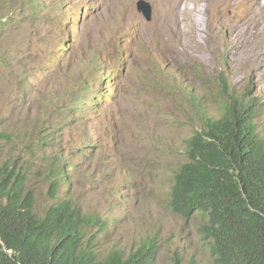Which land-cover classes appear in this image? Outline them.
Listing matches in <instances>:
<instances>
[{
    "label": "rangeland",
    "instance_id": "obj_1",
    "mask_svg": "<svg viewBox=\"0 0 264 264\" xmlns=\"http://www.w3.org/2000/svg\"><path fill=\"white\" fill-rule=\"evenodd\" d=\"M35 1L34 15L22 1L0 7V56L8 57L0 60V165L25 171L40 217L71 199L108 220L104 254L129 256L155 240L150 264H210L201 218L184 219L168 204L186 141L202 117L219 115L223 79L262 103L264 140V11L245 14L246 4L262 0H208L210 17L205 4L181 0L192 28L185 20L173 37L154 0H144L151 22L138 12L140 0ZM51 168L66 176L56 201Z\"/></svg>",
    "mask_w": 264,
    "mask_h": 264
},
{
    "label": "trees",
    "instance_id": "obj_2",
    "mask_svg": "<svg viewBox=\"0 0 264 264\" xmlns=\"http://www.w3.org/2000/svg\"><path fill=\"white\" fill-rule=\"evenodd\" d=\"M21 1L37 11L35 0H0V7L13 9ZM0 60L6 63V56ZM224 97L221 117H202L201 128L187 140L188 162L176 172L168 206L185 219L201 218L200 234L209 245L210 264H264L260 104L253 100L240 104L228 91ZM49 180L54 201L61 174L51 168ZM26 181L25 171L13 161L0 165V264L150 263L153 243L143 247V255L128 258L115 249L103 257L97 249L104 230L101 220L84 214L72 200L52 205L41 218ZM89 229L97 231L88 240Z\"/></svg>",
    "mask_w": 264,
    "mask_h": 264
},
{
    "label": "bare ground",
    "instance_id": "obj_3",
    "mask_svg": "<svg viewBox=\"0 0 264 264\" xmlns=\"http://www.w3.org/2000/svg\"><path fill=\"white\" fill-rule=\"evenodd\" d=\"M155 1V3L157 4V11L160 13V15H161V18L163 19L162 20V25H163V28H164V30H165V32H167L169 35H171L172 37L174 36V34H176V33H179L180 32V30H179V27H181L182 28V30L183 29H185V28H187V26L189 27V28H192V22H191V19H190V14L188 13V9H187V6H185L184 4V6L182 5H180V3H182L181 2V0H162V1H159V0H154ZM199 5H200V3H202V4H205L204 5V11H205V13L210 17V15H209V13H208V0H195ZM252 1V0H251ZM250 1V2H251ZM255 1V0H254ZM263 1V0H262ZM262 1H259L258 3L256 2V4H251L249 1V5H245V9H246V11H245V14L246 15H250L251 13H252V10H253V7H256L257 9H259V10H263L264 11V3L262 2ZM133 2V0H126L125 1V5H129V4H131ZM185 2V1H184ZM187 3V2H186ZM187 5V4H186ZM111 6H113V5H111ZM118 10V9H117ZM255 11H256V9H255ZM167 13L169 14L168 16H167ZM182 14H187V16H186V18H182ZM168 17H175L177 20H172L171 21V19H169ZM129 20V19H128ZM133 20V18H131L130 19V24L133 22L132 21ZM185 20L187 21V26L185 25ZM135 21V20H134ZM161 21V20H160ZM210 22V21H209ZM216 23H218V25H222L223 23H224V19H221V20H219V21H217ZM216 23H211V25L212 26H214V24H216ZM157 24H159V23H157ZM181 30V31H182ZM200 30V29H199ZM158 31V30H157ZM192 32H193V35H194V37H197L196 36V34H197V31L196 30H194V29H192ZM164 33V32H163ZM159 34V33H158ZM164 35H166V34H164ZM163 35V36H164ZM151 36V35H150ZM162 36V35H161ZM158 38V37H157ZM165 38L167 39V37L165 36ZM171 38V37H170ZM213 38V37H212ZM262 38H264V37H262ZM172 39V38H171ZM263 40V39H262ZM158 41V40H157ZM170 41V40H169ZM172 41V40H171ZM260 41V40H259ZM261 42V41H260ZM160 43H161V41H160ZM164 44V43H163ZM166 44V43H165ZM179 45V42L178 41H174L173 42V47L174 48H176L177 46ZM196 45H199V43H198V41H196ZM164 46V45H163ZM165 48H166V46H165ZM164 48V49H165ZM161 49V48H160ZM162 50H163V48H162ZM169 50V49H168ZM201 53H203V52H201ZM208 55V54H207ZM238 100V99H237ZM239 101V100H238ZM71 166L70 165H68L67 164V167H66V169H67V171L69 170V168H70ZM14 179V178H13ZM15 180V179H14ZM87 238H88V240H89V235H87ZM95 255V254H94ZM132 256V255H131ZM133 257V256H132ZM132 257H130V259L132 258ZM117 258V257H116ZM129 258V257H128ZM135 259V258H134ZM118 260V259H117ZM120 260V259H119ZM121 260H123V259H121ZM133 260V259H132ZM156 260V259H155ZM99 261V260H98ZM116 261V260H115ZM135 260H133V262H134ZM117 262H119V261H117ZM132 263V262H131ZM124 264H126V263H124ZM127 264H129V263H127ZM174 264V263H173Z\"/></svg>",
    "mask_w": 264,
    "mask_h": 264
},
{
    "label": "clouds",
    "instance_id": "obj_4",
    "mask_svg": "<svg viewBox=\"0 0 264 264\" xmlns=\"http://www.w3.org/2000/svg\"><path fill=\"white\" fill-rule=\"evenodd\" d=\"M37 7H38V5H37ZM37 12V11H36ZM36 12H33V15L36 13ZM8 16H10V18L8 17ZM7 17H5L4 19H2V22H3V25H4V23H5V25L4 26H7L8 24H10L12 21V16H13V12L12 13H10L9 15H8ZM5 19H8V20H5ZM2 55H5V54H2ZM6 56V55H5ZM8 57L6 56V59H7ZM7 62V61H6ZM222 83L224 84V91L222 92V98H223V101L220 103V107H219V115L216 117V116H211V117H213V118H216V119H219L220 117H221V106H222V104L223 103H225L226 102V98L224 97V93L226 92V91H228V93H229V95H232V96H234L235 98H238L239 99V101H238V103H240V104H243V105H245V106H247V104H248V101H250V100H253V101H255V102H257V103H259L260 104V112H259V115H258V119H259V117L261 116V104L262 103H260V101L257 99V98H252V97H247L246 96V93H244V94H238V93H236L235 91H233V90H231V89H229L228 88V86H227V82H225V80L223 79L222 80ZM201 124H202V122H201ZM200 128H201V125H200ZM199 130V129H198ZM258 130H259V123H258ZM197 131V130H196ZM195 133V132H194ZM193 136V135H192ZM191 136V137H192ZM190 137V138H191ZM189 138V139H190ZM259 138H260V140L264 143V140L262 139V137H261V135H260V131H259ZM185 153H186V157H187V141H186V143H185ZM186 162H188V157H187V160H186ZM185 162V163H186ZM183 165V164H182ZM181 165V166H182ZM180 166V167H181ZM178 171V170H177ZM68 171L67 170H65L64 171V174L66 175V173H67ZM60 174H62V173H60ZM176 175V174H175ZM66 179V176H64L63 177V175H61V181L59 180V184H60V191H61V188H62V182H64V180ZM174 181H175V177H174ZM174 185V184H173ZM173 187V186H172ZM60 191H59V194H60ZM171 191H172V189H171ZM48 195H49V193H48ZM58 197H59V195H58ZM58 197H57V199H58ZM170 198H171V194H170ZM51 199V198H50ZM57 199H55L54 201H56ZM68 200H71V199H68ZM73 201V200H72ZM61 202V201H60ZM73 202H75V201H73ZM59 203V202H58ZM76 204H78L77 202H75ZM57 204V203H56ZM54 205V204H53ZM79 205V204H78ZM80 206V205H79ZM51 207V206H50ZM49 207V208H50ZM81 207V206H80ZM82 208V207H81ZM83 210V209H82ZM171 210V209H170ZM48 211V210H47ZM172 211V210H171ZM173 212V211H172ZM84 213V212H83ZM174 213V212H173ZM85 214V213H84ZM176 214V213H175ZM86 215H89V214H86ZM178 215V214H177ZM45 216V215H44ZM91 216H95V217H97V218H99L98 216H96V215H91ZM195 216H197V215H195ZM194 216V217H195ZM182 217V216H181ZM41 218H43V217H41ZM183 218V217H182ZM193 218V217H192ZM100 220H101V223H102V225H103V228H104V230L98 235V246H97V249L101 252V255L103 256V257H106L108 254H109V252L110 251H112V250H119V249H117V248H114V249H111L107 254H104L103 252H102V249H101V245H102V243H101V240H100V235H102V234H105L107 231H108V228H109V221L108 220H104V219H101V218H99ZM185 219V218H184ZM189 219H191V217L189 218ZM96 229L94 230V229H89L88 230V232H89V239L91 238V236L93 235V234H95L96 233ZM88 239V238H87ZM0 242H1V240H0ZM154 244L155 245V251L153 252V255H152V258H150V259H148V260H153L154 259V257H155V254H156V252H157V250H158V245L156 244V241L155 240H151L150 242H148V243H143L142 245H141V247L136 251V252H134V253H132V254H130L129 256H131V255H136V254H140V255H143L144 254V250H142L143 249V247L144 246H146V245H150V244ZM120 251V250H119ZM122 252V251H121ZM123 253V252H122ZM124 254V253H123ZM125 255V254H124ZM126 256V255H125ZM129 256H126V257H129ZM151 261H150V263H151ZM150 263H148V264H150ZM145 264V263H144ZM174 264H201V263H199V262H197L196 260H191V261H189L188 263H183V262H181L180 261V259L179 258H176V261L174 262Z\"/></svg>",
    "mask_w": 264,
    "mask_h": 264
},
{
    "label": "water",
    "instance_id": "obj_5",
    "mask_svg": "<svg viewBox=\"0 0 264 264\" xmlns=\"http://www.w3.org/2000/svg\"><path fill=\"white\" fill-rule=\"evenodd\" d=\"M138 12H140L143 17L148 21L151 22L153 19V8L150 3L140 0L137 3Z\"/></svg>",
    "mask_w": 264,
    "mask_h": 264
}]
</instances>
